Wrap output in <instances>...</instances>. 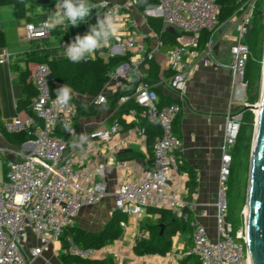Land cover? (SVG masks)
I'll list each match as a JSON object with an SVG mask.
<instances>
[{"label":"built area","instance_id":"obj_1","mask_svg":"<svg viewBox=\"0 0 264 264\" xmlns=\"http://www.w3.org/2000/svg\"><path fill=\"white\" fill-rule=\"evenodd\" d=\"M237 1L239 4L235 13L222 22L218 0H155L146 7L144 14L160 17L163 26L155 41L148 43L150 34L140 27L131 12L137 0L124 3L108 0V6L99 9V14L103 16L111 12L116 34L107 45H102L83 59L122 57L124 60L110 72V78L119 89L125 86V79L130 80L131 75L136 74L138 80L133 97L141 107L140 110L131 109L136 124L128 129V133H139L144 137L140 124L142 120L158 122L162 129L153 148V165L123 178L112 192L116 208L123 209L128 215H140L148 208L168 209L178 215L183 213V207L187 205L184 197L187 188L184 183L173 186L171 179L178 174L182 161V139L175 130V123L193 74L190 57L204 52L211 62L230 69L232 98L222 145L217 236L211 237L203 223L194 221L193 246L180 255L183 258L192 253L201 264H249L245 229L234 231L233 224L227 219L226 182L232 160L231 150L236 143L241 120V113L234 111L233 106L244 98L245 69L250 56L247 39L260 4L264 18V0ZM48 16L26 23L25 35L28 39L43 40L50 36L51 30L41 27ZM169 28L188 34L189 42L178 38L180 44L167 50L171 74L157 82L149 79L143 65L156 57L165 44L163 32ZM204 31L211 34L205 48L200 50V38ZM217 32L231 43L230 61L227 63L219 60L214 53ZM74 38L68 37L65 46ZM11 58L12 53L4 49L0 62L9 63ZM50 73V66L43 62L36 64L31 75L36 88L32 109L43 119V125L32 128L33 117L19 114L4 123L7 132H27L31 137L26 142L30 145L24 148L0 144V158H4L0 168V264H32L35 258L45 255L54 241L60 239L64 228L75 224L82 208L99 204L109 193L104 165L99 164L95 168L88 165L89 152L95 150L96 145L88 142L86 152L75 153L69 151L68 139L58 133L59 126L67 130L74 126L78 108L75 101H68L67 104L57 102L58 95H53L50 86ZM159 83L172 90L174 102L159 105ZM128 98L121 97V102ZM105 100L102 94L96 97L97 103ZM121 130V123L115 120L111 126L93 131L91 137L99 142L115 141ZM31 234L37 242L27 246ZM148 237V230L140 231L132 246L137 240ZM106 250V246H80L68 237V245L62 248V253L93 259L103 257Z\"/></svg>","mask_w":264,"mask_h":264},{"label":"crops","instance_id":"obj_2","mask_svg":"<svg viewBox=\"0 0 264 264\" xmlns=\"http://www.w3.org/2000/svg\"><path fill=\"white\" fill-rule=\"evenodd\" d=\"M111 1L127 2V0ZM143 2L146 1L141 0L138 3L137 0L131 8V12L140 27L150 34L151 37L148 40V43H150L155 41L156 35L160 31L152 26L148 19L149 16L144 14L146 7L154 2ZM0 14V55L4 49L12 53L9 63L0 62V111L2 120L6 122L18 114L25 116L24 112H17L16 102L17 99L25 96L20 72L27 68H30L32 72L35 67L33 62L27 61L32 56L33 51L43 47L58 48L59 53L63 54L68 37L64 34H54L51 30L50 36L43 40H30L25 35V25L29 21L23 18L15 19L12 6H2ZM47 15H51V12L40 7V9H37V15L34 16V19L40 20ZM169 30L177 34L176 40L179 44L180 40L178 38H181L183 42H189L190 36L188 34H180L171 28ZM216 39L215 55L222 62H229L231 43L224 38L222 33H219ZM173 47L167 46L165 41V44L156 53L154 60L160 66V71L156 72L157 74L153 72L150 61L143 65V69L149 74V79L160 82L162 77L171 74L167 60V50ZM101 58L107 60L109 57ZM190 59L193 65V74L188 82L186 98L179 113V122L177 120L175 123V130L182 139V161L178 174L173 175L171 179V184L175 186L184 183L187 188L184 194L187 205L183 207V211L191 210L194 213L195 221L203 223L207 227L210 236L216 237L221 151L226 116L230 110L232 98L231 71L226 66L211 62L204 52H201L197 57H190ZM30 79L32 80V76H30ZM116 90H118V87L109 77L100 92L106 100L98 104H104L107 98L113 95ZM157 91L159 98L164 95L174 99L172 90L162 83L158 84ZM97 96L86 94L79 97L96 102ZM116 110L109 105H101L97 114L81 117L70 128L71 131L67 130L64 133L69 142V151L83 153L86 152L88 142L95 144V150L89 152L88 165L95 168L99 164H103L105 167L104 178L109 193L99 204L82 208L75 219V224L87 231L98 232L112 218L116 210L115 198L112 192L118 182L135 174L138 169L153 165V161L150 160L146 136L143 137L139 133L134 135L128 133V129L136 124L131 110L122 109L115 114ZM113 115L114 117L111 118ZM115 120H118L122 125V130L115 137V141L99 142L96 138L91 137L93 131L101 127H109ZM0 131V144L2 145L18 148L30 145V143H26L30 139L19 143L12 142L3 134L1 128ZM190 167L196 171L197 175V186L191 194L188 189L189 174L187 171ZM159 217V213H152L149 209L140 215H128V220L122 222V235L106 245V247L115 245L116 251L113 249V254L111 253L113 259H115L113 262L116 264H137V262L138 264H180L174 258V252L180 250L182 255L183 252L187 251L189 235L186 232H178L173 237V248L167 255L155 253L137 256L132 251V243L142 231L140 227L142 219L157 220ZM58 241L61 240L58 239L55 243ZM36 242L31 234L26 245L30 246ZM52 254H56L53 247L47 253L45 252L46 257H50ZM106 255L107 253L104 256ZM114 255L118 257L116 258ZM119 256L121 257L119 258Z\"/></svg>","mask_w":264,"mask_h":264},{"label":"trees","instance_id":"obj_3","mask_svg":"<svg viewBox=\"0 0 264 264\" xmlns=\"http://www.w3.org/2000/svg\"><path fill=\"white\" fill-rule=\"evenodd\" d=\"M141 0H138V3ZM146 2H155V0H145ZM60 0H50L49 3H39L38 0H0V8L2 6L10 5L13 7V14L15 19H25L27 21H33L34 16L37 15L38 7L48 9L51 13L56 11V5ZM92 3H98L96 0H90ZM220 5V21H225L229 16L235 13L238 7L237 0H218ZM145 5V4H144ZM263 6L260 4L255 12L254 21L250 30L249 37L247 39L250 46V56L247 61L245 69V82H246V103L255 104L260 99L261 94V79L263 70V57H264V18H263ZM97 11L92 10L91 15L86 18L85 22H81L78 26L69 25L67 29L63 25L58 26L52 30L54 34H64L66 37L84 35L88 32L90 25H94L97 22ZM45 18L42 17V19ZM152 26L161 31L163 21L160 17H148ZM1 20V14H0ZM1 32V26H0ZM210 32L204 31L201 34L199 49L203 50L209 41ZM164 41L167 46L176 47L179 43L176 40L177 34L167 29L163 32ZM173 47V48H174ZM62 52V51H61ZM23 60V59H21ZM122 57L98 58L91 61L81 60L80 62L73 63L66 58V55L59 53L58 48H37L33 51L32 56L27 60L33 62L36 66L38 63H47L50 66L53 78L50 79V86L53 95H58L57 89L61 85H67L70 89L69 101H75L78 108V114L76 122L81 117H87L95 115L98 112V108L101 105H109L112 108L117 109L115 114L122 110L137 109L140 110V106L133 97V92L137 84V75L132 74L130 80H125V86L116 90L113 95L107 98L104 104H98L95 101L81 99V95L97 96L100 94L104 84L109 80L110 72L114 67L119 64ZM151 68L154 73L160 71L159 64L152 59L150 61ZM31 69L27 68L20 72L21 81L23 83L25 96L17 99L16 110L18 113L24 112L25 116H32L34 122L32 128L37 125H43V119L38 117L32 109V101L36 96V88L30 79ZM156 73V74H157ZM129 96L125 102H121V97ZM175 100L161 95L159 105L164 106L172 103ZM121 102V103H120ZM244 104H237L233 106V110L241 113L240 127L238 137L235 145L232 148V162L229 179L227 182L226 201H227V219L233 224L234 230L237 231L243 224L242 215L237 214L238 202H235L232 195L236 192L239 199V192L237 190V182L239 172L249 171L251 164V152L253 145V138L255 132V113L251 109L243 111ZM20 115V114H19ZM111 116V118H113ZM180 119V116L178 115ZM177 118L178 122L179 119ZM176 120V121H177ZM5 121L1 118L0 111V128L3 134L12 142L19 143L31 136L27 132L10 133L4 129ZM141 126L144 129L146 141L149 148L150 160L153 161V148L156 138L161 135L162 129L158 122L149 120H142ZM67 129L58 127V133L64 135ZM189 174L188 189L191 194L197 186V175L193 168L187 169ZM240 200L244 203L247 202L246 196L240 197ZM152 213H159L160 217L157 220L150 218L142 219L140 223L141 230H148L149 237L137 240L133 245L132 251L137 256L146 254H160L167 255L173 248V237L178 232H186L189 235L188 251L193 246L192 230L193 222L195 221L194 213L187 209L184 210L181 215L174 213L168 209L148 208ZM128 220V214L121 208H116L112 218L106 223L105 227L100 232L87 231L82 227L73 224L63 229L60 240L62 242V248L68 245V237H71L74 242L84 247H97L103 248L110 242L118 239L123 232L122 222ZM161 223H164L162 228ZM63 260L67 264H111L113 260H109L105 257L101 258H80L77 256L64 254ZM182 264H201V261L192 253H189L186 257L181 259Z\"/></svg>","mask_w":264,"mask_h":264},{"label":"clouds","instance_id":"obj_4","mask_svg":"<svg viewBox=\"0 0 264 264\" xmlns=\"http://www.w3.org/2000/svg\"><path fill=\"white\" fill-rule=\"evenodd\" d=\"M107 6L108 0H100L99 3H92L90 0H60L56 5V11L42 22L41 27L49 31L61 25L65 29L69 25L75 27L81 22H85L93 9L99 10ZM115 34L111 12L104 13L101 16L97 11V22L90 25L88 32L84 35L77 34L74 40L65 46L66 58L73 63L80 62L102 45H107L110 38ZM57 93V102L67 104L70 99L68 86L61 85L58 87ZM68 130L71 131L70 128Z\"/></svg>","mask_w":264,"mask_h":264},{"label":"water","instance_id":"obj_5","mask_svg":"<svg viewBox=\"0 0 264 264\" xmlns=\"http://www.w3.org/2000/svg\"><path fill=\"white\" fill-rule=\"evenodd\" d=\"M38 2L49 3L50 0H38ZM262 75L258 103L244 104L243 108V111L251 109L255 113V132L245 208V233L249 264H264V62ZM49 78H53L52 73ZM161 226L163 228L164 223H161Z\"/></svg>","mask_w":264,"mask_h":264},{"label":"rangeland","instance_id":"obj_6","mask_svg":"<svg viewBox=\"0 0 264 264\" xmlns=\"http://www.w3.org/2000/svg\"><path fill=\"white\" fill-rule=\"evenodd\" d=\"M96 1H98V3L100 2V0H96ZM109 1H111V0H109ZM39 9H40V7H38ZM52 14V13H51ZM218 35H219V32H217L216 34H215V36H214V44H216V38L218 37ZM263 62H264V57H263ZM263 76V75H262ZM263 78V77H262ZM261 87H262V79H261ZM246 103V94H244V98H243V100L242 101H240V102H238L237 104H245ZM258 102H256L255 104H257ZM236 104V105H237ZM237 113H239V112H237ZM223 145V144H222ZM232 151V150H231ZM222 152V151H221ZM231 162H232V160H231ZM3 163H4V158H0V168L2 167V165H3ZM222 168H223V163H222V154H221V163H220V171L222 170ZM228 169H229V173H228V177H227V182H228V179H229V175H230V170H231V163H230V165H229V167H228ZM249 174H250V172L249 171H240L239 172V175H238V182H237V190H238V192H239V199H238V196H237V194H236V192H233V195H232V197H233V199H234V201L235 202H238V205H237V214L239 215V216H241L242 215V217H243V224H242V226H240L238 229L240 230V229H245V208H246V202L244 201V203L242 202V200H240V197H243V196H246V199H247V193H248V185H249ZM219 180H220V175H219ZM226 182V183H227ZM220 188V187H219ZM107 223V222H106ZM106 223H105V225H106ZM105 225L104 226H102V228L98 231V232H100L104 227H105ZM233 228H234V226H233ZM235 231V230H234ZM53 247V251L54 252H56V254H52V255H50V257H46V255H44V256H40V257H37V258H35L33 261H32V264H67L64 260H63V255H62V242L61 241H58V242H56L55 243V241L51 244V246H50V249ZM49 249V250H50ZM106 251L104 252V253H107V255L106 256H103V257H105V258H107V259H111V260H115V259H113V252L112 251H114L116 248H115V245H113V246H107L106 247ZM114 249V250H113ZM49 250H47V251H49ZM47 251H46V253H47ZM116 251V250H115ZM112 253V254H111ZM177 255H179V256H177ZM181 253H180V250H176L175 252H174V258H176L177 260H178V262L180 263V264H182V262H181ZM116 258L118 257L117 255H114ZM121 256H119V258H120ZM118 261L120 260V259H117ZM111 264H116L115 262H111ZM133 264H136V263H133ZM137 264H138V262H137Z\"/></svg>","mask_w":264,"mask_h":264},{"label":"bare ground","instance_id":"obj_7","mask_svg":"<svg viewBox=\"0 0 264 264\" xmlns=\"http://www.w3.org/2000/svg\"><path fill=\"white\" fill-rule=\"evenodd\" d=\"M256 111L258 112V110L256 109Z\"/></svg>","mask_w":264,"mask_h":264}]
</instances>
